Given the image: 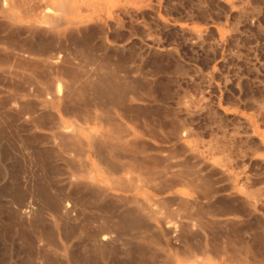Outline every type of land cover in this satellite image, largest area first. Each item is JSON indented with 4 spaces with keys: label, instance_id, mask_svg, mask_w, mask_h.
I'll list each match as a JSON object with an SVG mask.
<instances>
[{
    "label": "rangeland",
    "instance_id": "1",
    "mask_svg": "<svg viewBox=\"0 0 264 264\" xmlns=\"http://www.w3.org/2000/svg\"><path fill=\"white\" fill-rule=\"evenodd\" d=\"M103 1L109 18L63 43L98 99L45 108L51 73L0 67V264H264V0ZM19 31L0 19L8 43L46 44ZM108 117L129 147L94 158ZM59 122L85 148L61 145Z\"/></svg>",
    "mask_w": 264,
    "mask_h": 264
},
{
    "label": "bare ground",
    "instance_id": "2",
    "mask_svg": "<svg viewBox=\"0 0 264 264\" xmlns=\"http://www.w3.org/2000/svg\"><path fill=\"white\" fill-rule=\"evenodd\" d=\"M126 7V6H125ZM123 8V7H122ZM107 8H105V3L103 0H0V19L3 20L4 22H6L8 24L9 27L13 28L14 30H23L22 33L25 31L27 32L32 38L33 37H37V35L42 36L45 38L46 44L45 43H39V46H32L27 44V42H24L23 40L20 42V40L18 42H14L11 43L12 41H9L10 43H8V41H6L7 37H5L3 39V37L1 38L0 36V67H6L10 65H12L14 68L19 67L22 68L21 70H28L30 72V76L31 78L34 79H39L41 76V72L43 71H47L49 73H51L54 76V82L55 84L50 86L49 88H47L46 90H44L45 92V99H50L49 101H45L42 100V106L43 107H49L51 105L52 102H57L60 106L61 110H67L68 106L67 104H69V102L73 101L74 99H85L87 93H86V88H85V82L82 80H79L77 78H80L77 76L78 73L74 74L75 70H69L66 67H68L67 63H68V54L64 49L63 43L65 41H67L72 34H79L85 30H87L89 28V26L91 24H96L98 22H102L103 19L109 18V14L110 11L106 10ZM127 12V11H126ZM116 14V13H115ZM114 15V14H113ZM113 19V18H112ZM115 21V20H114ZM3 23V22H2ZM98 25H101L98 23ZM115 25V24H114ZM4 26H2L3 28ZM5 28V27H4ZM3 28V29H4ZM104 28V27H102ZM7 29V28H5ZM13 31V30H11ZM20 32V31H19ZM21 34V33H20ZM19 34V35H20ZM26 34V33H25ZM16 36V35H15ZM18 38V37H17ZM42 38V40L44 39ZM25 39V38H24ZM31 39V40H32ZM36 39V38H34ZM39 39V38H38ZM41 39V38H40ZM39 39V40H40ZM28 40V39H27ZM29 39V41H31ZM70 40V39H69ZM38 41V40H37ZM36 41V42H37ZM43 42V41H42ZM31 43V42H30ZM34 43V40H33ZM31 43V44H33ZM42 44V45H41ZM36 45V44H35ZM94 50V49H93ZM92 50V51H93ZM87 52V51H86ZM94 54V53H93ZM76 56V55H75ZM80 56V55H79ZM78 57V56H77ZM87 58V57H86ZM94 58V57H93ZM85 59V58H84ZM95 59V58H94ZM93 59V60H94ZM79 60V59H78ZM87 60V59H85ZM100 60V59H99ZM87 62V61H86ZM89 62V61H88ZM97 63V62H96ZM7 65V66H6ZM81 65V64H80ZM103 65V64H102ZM101 65V66H102ZM12 66H9L10 68ZM98 66V65H97ZM100 66V67H101ZM104 66V65H103ZM12 67V68H13ZM76 67V66H75ZM79 67V66H78ZM81 67V66H80ZM83 67V66H82ZM3 68V69H6ZM11 68V69H12ZM2 69V70H3ZM9 69V68H8ZM71 69V68H70ZM114 69V68H113ZM119 69V68H118ZM107 70V69H106ZM6 71V70H5ZM27 71V72H28ZM81 71V70H80ZM45 72V74L47 73ZM73 72V73H72ZM77 72V69H76ZM112 72V71H111ZM24 74V73H23ZM85 74V73H84ZM1 75V74H0ZM50 75V77L52 76ZM110 75V74H109ZM29 76V77H30ZM82 76V75H81ZM86 76V75H85ZM84 76V77H85ZM90 76V75H89ZM88 76V77H89ZM8 77V76H7ZM104 77V76H103ZM113 77V76H112ZM1 78V77H0ZM11 79V77H9ZM49 78V77H48ZM82 78V77H81ZM80 78V79H81ZM97 78V77H96ZM100 78V77H99ZM106 78V77H105ZM2 79V78H1ZM43 79V78H42ZM84 79V78H82ZM88 79V78H87ZM103 79V78H102ZM45 80V79H44ZM43 80V81H44ZM95 80V79H94ZM7 81V80H6ZM34 81V80H33ZM42 81V82H43ZM88 81V80H85ZM92 81L91 78L89 80V82ZM102 81V80H101ZM40 82V81H39ZM78 82V84H77ZM80 82L84 85L80 84ZM86 82V84H88L87 86H91L89 85L90 83ZM93 82V81H92ZM2 83V82H1ZM51 83V82H50ZM96 83V82H95ZM95 83H93L95 85ZM99 83V82H98ZM101 84L103 83L100 82ZM99 83V84H100ZM105 83V82H104ZM47 84V83H46ZM52 84V83H51ZM99 84H97L99 86ZM106 84V83H105ZM113 85V84H112ZM111 85V86H112ZM45 86V85H44ZM96 86V87H98ZM108 89L110 88V84H108ZM95 87V86H94ZM101 86H99L100 88ZM106 87V86H105ZM115 84L113 85L111 89L115 90ZM131 87V86H130ZM15 88V87H14ZM24 88V87H23ZM27 88V87H26ZM21 89V88H20ZM19 89V90H20ZM95 89V88H94ZM97 89V88H96ZM102 89V88H101ZM105 89V88H103ZM106 89V90H108ZM119 89V88H118ZM98 91L100 89H97ZM106 90L105 93L107 92ZM111 90V91H114ZM35 91V89H34ZM39 91V90H38ZM90 91V90H89ZM109 91V92H111ZM91 92H94L93 90ZM89 92V93H91ZM133 92V91H132ZM88 95H93V94H89ZM101 93H104L103 90H101ZM108 93V92H107ZM113 93V92H112ZM112 93H108L109 96H113ZM24 94V91H23ZM96 96L97 94L94 93ZM111 94V95H110ZM118 93L116 92V95ZM123 94V93H122ZM20 99H23L24 97H22V94H20ZM87 95V96H88ZM108 100H109V96ZM25 96V95H23ZM27 96V95H26ZM31 96V95H30ZM98 96V95H97ZM96 96V98L98 99V97ZM105 96V95H104ZM137 96V95H136ZM22 97V98H21ZM32 97V96H31ZM106 97V98H107ZM87 98V97H86ZM90 98V97H89ZM103 98V97H102ZM100 97V99H102ZM105 98V97H104ZM112 98V97H111ZM136 98V97H135ZM18 99V98H16ZM30 99V98H29ZM42 99V98H41ZM115 99V98H114ZM30 101V100H29ZM81 101V100H80ZM100 101V100H98ZM77 102V101H75ZM86 103V101H84ZM106 102V100H105ZM84 103V104H85ZM37 104V103H36ZM74 104V103H73ZM83 104V103H82ZM109 104V103H108ZM17 105V104H16ZM19 105V104H18ZM31 105V104H30ZM41 105V104H40ZM56 105V104H54ZM115 105V104H114ZM22 106V105H21ZM35 106V105H34ZM91 106V105H90ZM83 107V106H82ZM92 107V106H91ZM119 107V106H118ZM20 108V107H19ZM27 108V107H26ZM30 108V107H29ZM44 108V109H45ZM75 109V108H74ZM81 109V108H80ZM111 109V108H110ZM20 110V109H19ZM59 110V109H58ZM72 110V109H71ZM85 110V109H83ZM22 111V110H21ZM42 111V110H41ZM46 111V110H45ZM44 111V112H45ZM47 112V111H46ZM73 112V111H72ZM103 112V111H102ZM28 113V112H25ZM24 113V114H25ZM29 114V113H28ZM98 114V113H96ZM102 114V113H101ZM106 114V113H105ZM103 115V114H102ZM39 117V116H38ZM95 117H97L95 115ZM107 117V116H106ZM35 118V117H34ZM102 118V117H100ZM31 119V118H30ZM88 119V117H87ZM99 119V117L97 118V120ZM109 119H111L110 117L105 118L104 119H100L102 123H104L103 125L107 126V128L104 126V130L96 131L91 133L89 136H91V139H89V143L91 145V156L98 157L101 153L99 152V150L101 149L100 146L102 147V144H110L112 143V145L115 143V145H121L119 146V148L121 147H125L126 149L129 147V143L128 140H120V138L123 137H119L118 136V132H116V129L112 130L111 128H109V124L112 121H109ZM35 120V119H33ZM50 120V119H49ZM104 120L107 125L105 124ZM108 121L110 123H108ZM135 121V120H134ZM63 124V123H61ZM59 122L58 128H59V133L58 135L56 134V138L59 139L60 144L61 145H66V144H70L71 147H73L72 149L74 150H78L76 148H78L77 146L82 145L81 144V139L79 137V135L77 133H75L76 131H69L64 130L63 127ZM123 124V123H122ZM51 125V122H50ZM75 125V124H74ZM71 126V125H70ZM67 127V126H66ZM112 127V126H111ZM114 127V125H113ZM112 127V128H113ZM114 127V128H115ZM70 129V128H69ZM74 129V128H72ZM71 130V129H70ZM76 130V129H75ZM119 130V129H118ZM124 130V129H123ZM54 132V131H53ZM52 132V133H53ZM78 132V130H77ZM124 132V131H123ZM128 132V131H126ZM55 133V132H54ZM81 134V133H80ZM124 134V133H123ZM54 135V134H53ZM120 135V134H119ZM57 142V141H56ZM83 143V142H82ZM88 143V141H87ZM88 143V144H89ZM100 144V145H99ZM84 145V144H83ZM80 146V148L84 147V146ZM117 145V146H118ZM148 145V144H147ZM87 146V145H86ZM89 146V145H88ZM99 146V149H98ZM110 147V145H107ZM137 146V145H136ZM106 147V146H105ZM116 147V146H115ZM186 147V146H185ZM60 148V147H59ZM85 148V147H84ZM87 148V147H86ZM124 148V149H125ZM132 148V147H131ZM62 149V148H61ZM118 149V148H117ZM123 149V151H124ZM134 149V148H133ZM132 149V150H133ZM81 153L83 154L82 150H80ZM119 151V149H118ZM102 152V151H101ZM108 152V151H107ZM67 153V152H66ZM89 153V151H88ZM116 153V152H115ZM109 154V153H107ZM117 154V153H116ZM134 154V153H133ZM125 155V154H124ZM77 156V155H76ZM79 156V153H78ZM87 156V153H86ZM89 157V155H88ZM110 157V156H109ZM74 160V159H73ZM86 160V159H85ZM91 161V159H89ZM93 160V159H92ZM114 160V159H113ZM129 160V159H128ZM41 161V160H40ZM77 161V160H76ZM96 161L98 162V160L96 159ZM100 162L106 161L105 159L101 161V159H99ZM88 162V161H87ZM98 162V164L100 163ZM114 162V161H113ZM128 162V161H127ZM91 163V162H90ZM102 164V163H100ZM106 165L110 166V164H107L105 162ZM103 164V166L105 165ZM128 164V163H126ZM142 164V162H141ZM77 165V164H76ZM119 165V164H118ZM78 166V165H77ZM73 167V166H72ZM81 167V166H80ZM110 167H108V171L110 169ZM135 167V166H134ZM84 168V167H82ZM112 168V167H111ZM132 168V167H130ZM107 168H105L106 170ZM133 169V168H132ZM73 170V169H72ZM77 170V169H76ZM111 170V169H110ZM147 170V169H146ZM107 171V170H106ZM107 171V172H108ZM114 171V170H113ZM112 171V172H113ZM116 171V170H115ZM150 171V170H149ZM183 171V170H182ZM74 173V171H72ZM71 172V173H72ZM111 171H109L108 173H112ZM138 173V172H137ZM77 176V173H75ZM74 174V175H75ZM85 174V173H84ZM82 174V176L84 175ZM87 174V173H86ZM113 174V173H112ZM116 174V173H114ZM141 174V173H140ZM148 174V173H147ZM151 174V173H150ZM179 174V173H178ZM81 175V174H80ZM92 175V173H91ZM159 175V174H158ZM166 175V174H165ZM197 175V174H196ZM195 175V176H196ZM73 176V175H72ZM89 176V175H88ZM117 176V175H115ZM145 176V175H144ZM167 176V175H166ZM192 176V175H191ZM198 176V175H197ZM69 177V176H68ZM86 177V176H85ZM90 177V176H89ZM121 177V176H120ZM115 178L114 176H111V179H109V182H112V186L114 185V189H118V190H123V191H128L130 189L131 183L129 182V180H133V179H128L126 180V178H124L127 182L125 183L124 181L121 180V178ZM131 177V176H130ZM162 177V176H161ZM79 178V177H78ZM75 178V179H78ZM88 178V177H87ZM110 178V177H109ZM113 178V179H112ZM133 178V177H131ZM140 178V177H139ZM143 178V177H142ZM148 178V176H147ZM153 178V177H152ZM157 178V177H155ZM167 178V177H166ZM70 179V178H69ZM135 179V178H134ZM149 179V178H148ZM89 180V179H88ZM96 179H94L93 176H91L90 180L87 181V179L85 178L84 181L88 182L87 184H89V182L91 183V185L95 184ZM98 180V179H97ZM136 180V179H135ZM71 181H73V179H71ZM77 181V180H76ZM160 181V180H159ZM80 183V180L77 181ZM76 182V183H77ZM110 182V183H111ZM143 182V181H142ZM146 182V181H145ZM155 182V181H154ZM165 182V180H164ZM78 183V184H79ZM82 183V182H81ZM100 183V182H99ZM98 183V184H99ZM85 184V182H84ZM86 184V185H87ZM97 184V183H96ZM146 184V183H144ZM152 183H150L151 185ZM158 184V183H157ZM174 184V183H173ZM138 185V184H137ZM136 185V186H137ZM194 185V184H193ZM97 186V185H96ZM135 186V185H134ZM133 186V187H134ZM135 186V188H137ZM202 186V185H201ZM132 187V188H133ZM148 187V186H147ZM72 188V187H71ZM81 188V187H80ZM92 188V187H91ZM100 188V187H98ZM134 188V189H135ZM166 188V187H165ZM195 188V187H194ZM75 189V188H73ZM88 189V188H87ZM96 189V188H95ZM151 189H153L151 187ZM167 189V188H166ZM196 189V188H195ZM210 189V188H209ZM133 190V189H132ZM137 190V189H136ZM156 190V189H155ZM165 190V189H164ZM197 190V189H196ZM89 191V190H88ZM117 191V190H116ZM130 191V190H129ZM163 191V190H161ZM160 191V192H161ZM97 197V196H96ZM53 201V200H52ZM133 202V201H132ZM131 204V203H130ZM186 206V205H185ZM72 206L68 203H66L62 208V212L63 213H68L70 211V208ZM178 207V206H177ZM56 209V208H55ZM170 209V208H169ZM25 211V210H24ZM23 211V212H24ZM29 211V210H27ZM22 212V213H23ZM26 212V211H25ZM23 213V215L25 214L28 215L29 213H31V211L28 213ZM33 213V212H32ZM58 215V214H57ZM132 215V214H129ZM152 215V214H151ZM37 216V215H36ZM61 216V215H60ZM65 217V216H63ZM27 218V217H26ZM161 219H159L160 221ZM114 222V221H113ZM138 222V221H137ZM109 223V222H108ZM136 225V224H135ZM61 226V225H60ZM146 226V225H145ZM180 226V225H179ZM167 227V226H166ZM114 228V227H113ZM112 228V229H113ZM117 229V228H116ZM95 232V231H94ZM116 232V231H115ZM120 232V231H119ZM92 234V232H91ZM68 235V234H67ZM46 236V235H45ZM96 240L95 242L98 244H106L108 242L113 241L114 239L116 240V236L113 234V231L110 229L109 225L107 229L101 230L100 232H98L96 234V236L94 237ZM118 239V238H117ZM42 240V239H41ZM51 241V239H50ZM114 242V241H113ZM51 243V242H50ZM119 245V244H118ZM98 246V245H97ZM103 246H101L102 249ZM187 253V252H186ZM187 255V254H186ZM186 259V258H185ZM197 261V260H196ZM187 262V261H186ZM195 262V261H194ZM184 263V262H183ZM190 263L193 264V261H190ZM201 264V262H199ZM198 263V264H199ZM185 264V263H184ZM187 264V263H186ZM189 264V263H188ZM197 264V263H195Z\"/></svg>",
    "mask_w": 264,
    "mask_h": 264
}]
</instances>
